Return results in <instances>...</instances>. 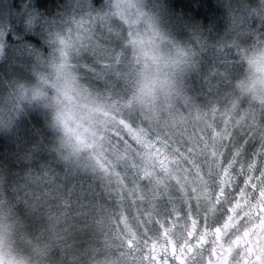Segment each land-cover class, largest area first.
I'll use <instances>...</instances> for the list:
<instances>
[{
    "label": "snow or ice",
    "instance_id": "obj_1",
    "mask_svg": "<svg viewBox=\"0 0 264 264\" xmlns=\"http://www.w3.org/2000/svg\"><path fill=\"white\" fill-rule=\"evenodd\" d=\"M46 4L47 0H0V56L19 58L35 72L39 86L32 92L33 99L44 96L49 86L58 92L51 107L59 148L53 150L41 137L25 151L0 156V171L12 202L30 216L58 225L62 217L67 220L84 207V177L80 175L84 168L91 171V180L99 179L102 190L114 201V210L105 217L111 227L100 264H129L130 257L132 264H264V144L259 152L250 154L240 152L239 142L225 144L229 129L237 123L234 116L226 118L227 110L220 114L223 128L213 108L199 130L201 135L187 140L163 129L146 132L122 117L123 109L134 101L157 91L168 94L177 87L172 77L161 71V67L171 70L181 66L186 59L187 50L176 44L177 32L194 39L200 61L195 72L205 84L211 87L221 75L227 79L229 73L220 69H227L230 61L240 56L241 43L252 42L250 51L264 43V0L218 3L211 10L209 0H176L175 7L162 5L167 24L160 12L145 10L140 0H108L106 4L75 0L58 6L55 12ZM222 8L226 11L217 15ZM129 48L135 63L127 60ZM77 56L83 72L105 83L96 92L78 89L83 104L73 111L60 96L70 99L68 92L76 77L68 79L69 61ZM248 60L258 72H264V53L254 52ZM122 64H126L124 72L117 71ZM141 64L143 68L138 69ZM151 66L156 67L155 72ZM42 68L51 69L57 78L64 77L63 89L57 87V81H50ZM125 73L134 78L131 98L105 79L110 75L125 78ZM244 126L240 124L241 129ZM146 159L151 160L148 166L160 180L148 175L141 179ZM225 166L236 178L233 192L241 198L251 192L248 203L235 209L238 222L231 230L205 222L203 231L197 228L188 239L191 223L187 213L176 209L165 189H186L202 175L216 179ZM177 170L182 175L174 181ZM257 178L259 183H255ZM148 185H154L151 193L145 191ZM205 186L201 179L197 197ZM193 194L188 192L189 197ZM227 203L231 208L236 196ZM253 209L259 215H254ZM203 211L207 214L214 208L209 205ZM225 216L234 219L229 209ZM5 232L0 228V264H16L12 258L6 259ZM178 232L183 233L180 243L175 239ZM43 238L37 237L35 243ZM193 241H199L200 246ZM170 242L175 245L171 256ZM193 256L198 259L192 260Z\"/></svg>",
    "mask_w": 264,
    "mask_h": 264
},
{
    "label": "rangeland",
    "instance_id": "obj_2",
    "mask_svg": "<svg viewBox=\"0 0 264 264\" xmlns=\"http://www.w3.org/2000/svg\"><path fill=\"white\" fill-rule=\"evenodd\" d=\"M75 0H69L68 3H74ZM108 0H100L101 4H106ZM140 2L145 6V10L153 11L157 4V0H140ZM226 4L232 3L236 4L239 2V0H224ZM252 42L247 43H241V48H247L251 49ZM5 58L3 56H0V61H4ZM8 67L7 69H2L0 71L4 72L5 74H13V71L19 72V78L20 75V68L24 69H30V67H26L21 64V61L19 58H16L15 60L9 58L7 59ZM199 64H197L193 71L190 80L188 83L185 84H178L175 89H173L168 94L161 93V92H153L152 95H150L148 98H150L149 106H150V113L147 116L142 110L144 109L142 105L137 100L134 104L131 103L127 107L123 109L122 117L123 115H131L135 118L136 125H139L141 128L144 129V126L146 127V120L149 118V126L153 128L156 124V127L158 130L163 129L164 132L167 134L169 132L174 133L177 137L182 138L183 140H187L189 137L196 138L197 135L200 134V129L205 126V123L207 122V117L210 114V110L215 108L217 110V114L215 116V119L219 123V126L221 128L224 127V124L221 120V113L227 110L229 116L226 118H231L232 116L235 117V123L234 127H231L229 129V136L225 138L224 143H236L239 142L240 145V152L244 153L247 151L250 153L253 144L257 142H261L264 139V123H261L262 118H264V101H261L259 99H253L250 95L238 92L233 87V76L236 73V69L239 67L238 60H231L227 69L221 68V73H229L227 76V79L223 77V75L217 77L211 82V87H209L205 82L201 79L200 75H198L195 72V68L198 67ZM34 76L36 75L35 72H33ZM44 75H46L44 73ZM4 82V76L0 75V84ZM39 86V79L36 77V82L33 83L30 80H19L14 81L9 80L8 81V87L12 90V94L14 96L15 101H18V105L10 108L6 113L4 111H0V128L7 129V125L12 122V114L15 108H20L23 112L26 109H30L33 106L36 107L39 111H42L45 113L49 118L50 121L54 127V119L52 115L53 108L51 105H53L49 99L47 93L39 98L33 99L32 98V92L35 89H38ZM188 89H191V91H188ZM23 90V92H22ZM196 90V93L194 94V91ZM121 93H124V90H120ZM202 97V100L199 98ZM212 104L210 107H207L208 104ZM257 103V105H256ZM227 104V105H225ZM190 106H192L193 112L190 110ZM238 112V115L236 113ZM11 114V115H10ZM120 117H118L119 119ZM178 120L183 123H186L182 127H177L173 125V121ZM195 120L196 123H198V126L194 127L189 125L190 121ZM170 122V123H169ZM240 122V123H239ZM243 123L245 126L243 129L240 128V124ZM132 124V123H131ZM135 125V124H133ZM55 129V128H54ZM56 130V129H55ZM251 130V137L249 135V131ZM245 133H247L245 140H240L241 136H244ZM59 137V136H58ZM58 141H60V138H58ZM60 146V143H58ZM135 147V145H133ZM151 160L146 159L144 162V168L142 169L141 179H144L146 175L152 176L154 181L160 180V178L155 176V173L153 172L152 168L149 167ZM121 168H123V165H121ZM90 172V171H89ZM91 173V172H90ZM92 175V173H91ZM179 170H177V174H174L173 180L179 181L180 179ZM223 178V182H226V177L228 176L227 172L221 174ZM210 177L208 175H202L199 177H196L195 183H190L189 187L186 189H181L179 187H173L168 186L165 191L166 193L171 194V200L174 203V206L176 209L180 210L183 209L185 213H187V218H189L190 214H193L198 217H202V223L206 222L207 224H213L216 223L217 220H220L223 217V211L224 207L227 206V201L223 200H213V191H211L210 188ZM129 180L132 179V176L129 175ZM189 181H192V177L187 178ZM203 179L206 182L205 187L202 189L201 195L197 197L195 195V192L198 190V187L200 185V180ZM160 186L164 187V182L160 181ZM128 185H125V188H127ZM154 187V185H153ZM145 191L151 193L152 187L151 185H148V187L145 189ZM192 191L194 194L189 197L188 192ZM221 192L217 193V196H220ZM261 194L259 193V196ZM264 198V197H261ZM7 204H11L9 200H7V197L3 195V192L0 188V214H4L7 211ZM107 202V201H106ZM164 203H167L165 201ZM247 204V200L244 198H241V196L236 199V203L231 206V216L234 219L227 220L226 218L223 220L221 224L224 225V228L226 231L231 230L232 227H234L235 223L238 222V218H235V209L237 208H243ZM211 205L214 208L213 212L205 214L203 211L206 207ZM91 214L92 217V225H100L104 231H110V224L105 219L107 216V213L113 209V204L108 202L103 205L101 204V201L98 202V204L95 206L96 208H93L94 206L91 205ZM163 206V204H162ZM171 207V205H169ZM101 208L104 209V212H101ZM254 215H259L258 212L255 211V209L252 210ZM72 221H67L73 229V232L76 230V224L74 221V215L70 217ZM15 225H11L6 229L5 232V245L6 247H12L16 250L18 253L21 264H28L29 260L33 261V257L29 254V258H27L23 253L29 252L33 250V242L26 237L24 234H22L21 230L22 228L18 226V220L17 217H15ZM90 220V218H89ZM17 221V223H16ZM69 224L67 227L69 228ZM195 224L191 225V232L188 236V239L192 238V235H195L197 233V227L194 229ZM49 234H53L54 232L51 231ZM220 231L217 230V239H220ZM103 237V236H102ZM107 237V236H106ZM105 238V237H104ZM201 240H204L205 243L207 241L204 239V237L200 238ZM105 241L103 240V244L105 245ZM194 244L199 245V241H193ZM31 246V247H30ZM39 246V245H38ZM34 247L38 252H44L43 249L39 247ZM171 251L169 254H172V251H175V245L174 243L170 242ZM32 248V249H31ZM37 252V253H38ZM189 252H191V249L189 248ZM22 255H21V254ZM39 254V253H38ZM42 259V258H41ZM207 259V257H205ZM177 260H179V256H177Z\"/></svg>",
    "mask_w": 264,
    "mask_h": 264
},
{
    "label": "trees",
    "instance_id": "obj_3",
    "mask_svg": "<svg viewBox=\"0 0 264 264\" xmlns=\"http://www.w3.org/2000/svg\"><path fill=\"white\" fill-rule=\"evenodd\" d=\"M68 1L69 0H47L46 6L53 12H55L58 6L64 5ZM166 3L169 5V7H175L176 0H166ZM209 3L210 10L218 3L227 5L224 0H209ZM224 11H226V8H222L220 13H218L217 15L222 16ZM13 73L15 74V78H13L14 81L28 80L26 78H19V72L17 70L13 71ZM195 93L196 90L194 91V94ZM148 97L142 100H138L144 108L142 111L147 116L150 113L149 102L151 101ZM199 99L202 100V97H200ZM135 103L136 101H134V104ZM211 105L212 104L210 103L207 105V107H210ZM190 108V110L193 112L192 106H190ZM13 113L14 114H12L11 117L13 120L7 125V129H5L7 134L0 135V156L11 155L12 153L17 151H25L31 148V146L37 141H39L41 137L44 138L45 142L53 150L59 148V137L55 134L56 130L54 129L50 118L45 113L39 111L34 106L30 109L24 110L23 112L20 108H15ZM123 118L129 123L135 125L137 124L135 122V118L131 115H123ZM147 119L148 120H146L145 122L146 127L144 126V130L146 132H148L149 129L158 130L156 124L152 126L153 128H151L149 126V124L151 125V123L149 122V118ZM185 124L186 123H183L178 120L173 121V125L177 127H182ZM190 124L194 127L198 126V123H196L195 120L190 121L189 125ZM249 135L251 137V130L249 131ZM197 136L199 137L200 134H198ZM261 144H264V139L261 142L253 144L250 153L253 151L259 152ZM89 171L90 170H86L84 168L80 169V175L84 177V189L87 191L88 195L83 200V209L79 213L74 214V224L77 225L76 230L74 232L72 226L67 222L68 220L69 222L72 221L70 217L67 220L62 217L58 225L47 224L46 220L40 219L38 217L34 218L31 216V219L17 217L18 223L17 221L16 223L22 228V234H24L25 236L27 235L28 238L34 243L33 250L26 252V254L25 252L23 253L27 258H29L28 256L30 254L34 258L33 261H37L39 262V264H100V262L104 260L105 257L102 254L104 250V244L102 241L106 240V236L109 232H103V229L100 225L91 226V214L93 213L91 212V205L94 206L93 208H96L95 206L98 204L99 201H101V204L104 207V204L108 202L114 205V201L110 199L108 195L102 190L99 179L95 181L91 180L92 175L90 173L91 171ZM218 171L219 175L218 177H216V179L209 178L211 184L209 189L213 191V200L228 201L232 199L233 195H235L236 199H238L240 195H237L233 192L236 178L230 173L227 166H225L223 170ZM224 172H227L228 174V176L226 177V182H223V178L221 176V174H223ZM249 183H252V181L250 180ZM255 183H259V178L256 179ZM151 187L153 190V185H151ZM254 187L255 185L253 184V188ZM0 188L3 192V195L7 197V200H9L10 203H13L11 200L10 191L6 190L4 174L2 171H0ZM218 192H221L220 196H217ZM257 195L259 196V192L257 193ZM250 196L251 192L248 193L247 197H244V199L247 200V203ZM226 209H229L231 211V208H229L228 203L227 206L224 207L223 217L220 219L221 222H214L213 224H221L223 222V220L226 218ZM187 219L191 223V225L195 224L194 229L197 227L203 231L205 222H201V216L198 217L193 214H190L189 218ZM68 224L69 228L67 227ZM46 229L49 232L53 231L54 233L49 234ZM41 236H43L44 238L39 244H36L35 239ZM177 237L182 240L183 233L178 232ZM37 246L43 249L44 252L40 253L38 251H35L36 249L34 247ZM113 250H115L114 247ZM117 255H119V253H117ZM169 256L171 255L169 254ZM196 259H198V257H192V260ZM129 264H132L131 257L129 258ZM189 264H191V261L189 262Z\"/></svg>",
    "mask_w": 264,
    "mask_h": 264
},
{
    "label": "clouds",
    "instance_id": "obj_4",
    "mask_svg": "<svg viewBox=\"0 0 264 264\" xmlns=\"http://www.w3.org/2000/svg\"><path fill=\"white\" fill-rule=\"evenodd\" d=\"M166 3V0H157V4L153 9V12H160L162 21L167 24V17L163 16L162 13V5ZM118 19V18H117ZM176 44L187 50V56L184 61L181 62V66L173 68L171 70L161 67V71L167 72L173 79V82L176 84H187L191 78L192 71L194 67L199 64V54L195 48V41L188 33L177 32L176 34ZM173 54L175 53V49H169ZM51 52V50H50ZM264 53V43H262L259 48H255L253 50H249L247 48L240 49V56L237 58L239 67L236 69V73L233 76V87L238 92H243L250 95L253 99H259L264 101V72H258L255 67L250 66L248 57L252 56L253 53ZM127 60L135 63V58L133 56L132 50L129 48L126 52ZM70 76L68 79H71V76H75V83L72 84L71 90L68 92V97L70 99H65L63 95L60 96L64 103L69 105L73 111H78L82 104L83 100L78 95V89L87 88L90 92H96L101 90L104 86V80H98L95 76L90 73H85L79 68L80 59L79 57L70 58ZM8 62L7 59L4 61H0V70L7 69ZM139 68H143V65H138ZM126 68V64H122L117 71L124 72ZM150 70L152 72L156 71L155 66H151ZM21 78H26L33 83L36 82V78L33 74V71L30 69L20 68ZM41 71L49 77L50 81H57V87L63 89L65 78L60 77L57 78L56 74L51 71L49 68H42ZM0 75L4 76V82L0 84V111H4L5 113L12 107L18 105V101H15L14 96L12 94V90L8 87V81L10 79L15 78V74H5L0 71ZM109 80L113 87L117 90H124V93L127 94L129 98H131L133 91V77H129L127 73H125V78H118L116 76H108L105 78ZM48 99L52 104H56V98L58 96L57 88H53L51 86L45 89ZM191 91V89H188ZM52 115L54 116V109L52 110ZM7 132L5 129L0 128V135H6ZM86 158V157H85ZM88 193L85 190V196ZM7 211L4 214H0V228L7 229L15 222V217H21L24 219H31V216L27 213L25 209L16 205L14 202L11 204H7ZM220 220H217L216 223H220ZM176 242L180 243L181 239L175 236ZM5 252L7 253L6 259L12 258L16 261V264H21L20 257L16 250L12 247H6ZM28 264H39L37 261L29 260Z\"/></svg>",
    "mask_w": 264,
    "mask_h": 264
}]
</instances>
